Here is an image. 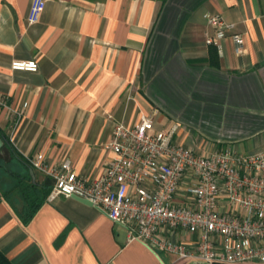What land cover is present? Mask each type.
<instances>
[{
	"label": "crops",
	"instance_id": "1",
	"mask_svg": "<svg viewBox=\"0 0 264 264\" xmlns=\"http://www.w3.org/2000/svg\"><path fill=\"white\" fill-rule=\"evenodd\" d=\"M30 2L0 0V131L18 158L0 153L19 173L0 164L12 184L0 180V251L13 264H173L93 205L50 197L55 178L26 157L56 168L69 160L93 181L112 155L113 124L142 115L183 146L262 150L264 0H46L35 23ZM206 14L234 24L218 46L206 43ZM232 33L242 34L243 53ZM27 59L37 71L10 68ZM24 183L44 193L25 224Z\"/></svg>",
	"mask_w": 264,
	"mask_h": 264
},
{
	"label": "built area",
	"instance_id": "2",
	"mask_svg": "<svg viewBox=\"0 0 264 264\" xmlns=\"http://www.w3.org/2000/svg\"><path fill=\"white\" fill-rule=\"evenodd\" d=\"M45 2L31 0L29 23L38 21ZM205 19L213 29L206 43L214 46L234 27L218 14ZM229 37L236 52L243 53L242 34ZM10 68L34 72L38 64L13 60ZM13 112L19 118L23 109ZM106 148L112 155L90 182L76 175L69 160L59 168L39 156L26 160L55 178L50 197L89 201L127 228L128 241L171 254L173 264H264V148L241 152L230 146H183L173 140V131L154 129L152 115H142L135 125L115 122Z\"/></svg>",
	"mask_w": 264,
	"mask_h": 264
},
{
	"label": "trees",
	"instance_id": "3",
	"mask_svg": "<svg viewBox=\"0 0 264 264\" xmlns=\"http://www.w3.org/2000/svg\"><path fill=\"white\" fill-rule=\"evenodd\" d=\"M0 139L2 141V148H5L13 154L16 158V153L12 150V147L6 138V136L0 131ZM18 189L22 198V207L18 211V216L21 221L25 224L27 223L35 214L38 206L43 200L44 193L36 191L31 184H21ZM0 264H13L1 251H0ZM213 264H223V263H213Z\"/></svg>",
	"mask_w": 264,
	"mask_h": 264
},
{
	"label": "rangeland",
	"instance_id": "4",
	"mask_svg": "<svg viewBox=\"0 0 264 264\" xmlns=\"http://www.w3.org/2000/svg\"><path fill=\"white\" fill-rule=\"evenodd\" d=\"M10 159V158H9ZM9 159H8V156H7V154H6V152L4 153V154H1L0 153V164L1 165H4V166H7V168L9 169V170H14V172H13V174H17L18 172H17V170L14 168V166L12 165V164H10V162H9ZM11 161V160H10ZM13 162V161H12ZM14 163V162H13ZM19 174V173H18ZM0 175H4V173L2 172V170H0ZM3 183H5L6 185H12V184H10L11 182L9 181L8 182V180H6L3 176L1 177V179H0ZM20 205H21V203H19V202H17L16 203V207L17 208H19L20 207Z\"/></svg>",
	"mask_w": 264,
	"mask_h": 264
},
{
	"label": "water",
	"instance_id": "5",
	"mask_svg": "<svg viewBox=\"0 0 264 264\" xmlns=\"http://www.w3.org/2000/svg\"><path fill=\"white\" fill-rule=\"evenodd\" d=\"M1 146H2V141H1V139H0V147H1ZM30 173L32 174V171H31V170H30ZM76 198L79 199L80 201L84 202V203H87V204L91 205V203H90L89 201L85 200V199L78 198V197H76ZM190 264H207V263H205V262L195 261V262H192V263H190Z\"/></svg>",
	"mask_w": 264,
	"mask_h": 264
}]
</instances>
